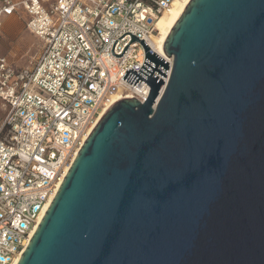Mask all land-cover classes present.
<instances>
[{"label": "water", "instance_id": "obj_1", "mask_svg": "<svg viewBox=\"0 0 264 264\" xmlns=\"http://www.w3.org/2000/svg\"><path fill=\"white\" fill-rule=\"evenodd\" d=\"M126 33L148 98L107 109L17 264H264V0H188L160 96Z\"/></svg>", "mask_w": 264, "mask_h": 264}, {"label": "built area", "instance_id": "obj_2", "mask_svg": "<svg viewBox=\"0 0 264 264\" xmlns=\"http://www.w3.org/2000/svg\"><path fill=\"white\" fill-rule=\"evenodd\" d=\"M173 1L0 0V40L5 19L23 13L42 43L23 67L0 54V264L18 263L109 96L148 98L149 84L122 78L128 68L139 72L146 57L126 32L169 62L163 88L169 82L174 57L152 38Z\"/></svg>", "mask_w": 264, "mask_h": 264}, {"label": "rangeland", "instance_id": "obj_3", "mask_svg": "<svg viewBox=\"0 0 264 264\" xmlns=\"http://www.w3.org/2000/svg\"><path fill=\"white\" fill-rule=\"evenodd\" d=\"M5 23L8 31L4 32L0 40V54L6 55L11 61L16 62L19 67L29 65L39 54L41 41L29 31L23 30L25 28L22 21L11 19L6 20ZM18 25H20L19 34L16 33L8 38L9 31L17 29Z\"/></svg>", "mask_w": 264, "mask_h": 264}, {"label": "bare ground", "instance_id": "obj_4", "mask_svg": "<svg viewBox=\"0 0 264 264\" xmlns=\"http://www.w3.org/2000/svg\"><path fill=\"white\" fill-rule=\"evenodd\" d=\"M188 0H174L172 5L170 6V8L168 10H166L158 19L157 21V25H156V29H157V34L154 35V37L152 38L155 45H157L158 51H160V53H162L163 51V40L167 34V32L169 31V29L171 28V26L173 25V23L175 22L177 16L179 15V13L181 12V10L183 9L185 3ZM164 88H162L159 96L161 95L162 91ZM125 97H131L129 95H125L122 91H117L112 93L109 96V99L106 101V103L103 105V108L99 114V116L96 117L95 122L88 127L87 132L84 134L83 136V143L86 141V139L88 138V136L90 135V133L93 131L94 127L96 126V124L98 123V121L101 119V117L104 115V113L107 111V109L116 101H118L121 98H125ZM82 143V144H83ZM82 146V145H81ZM80 146V148H81ZM80 148L77 150L76 155L78 154V152L80 151ZM75 155V157H76ZM75 159V158H74ZM74 161V160H73ZM71 166V165H70ZM70 166L67 167L65 174L63 176V178L61 179V181L59 182L58 186H57V190L55 192V194L53 195V199L56 195V193L58 192V189L60 187V185L62 184L65 176L67 175Z\"/></svg>", "mask_w": 264, "mask_h": 264}, {"label": "crops", "instance_id": "obj_5", "mask_svg": "<svg viewBox=\"0 0 264 264\" xmlns=\"http://www.w3.org/2000/svg\"><path fill=\"white\" fill-rule=\"evenodd\" d=\"M11 19H18V20H20V21H22L23 22V24H24V28L25 29H23V30H26V31H28L27 30V28H26V18H25V15L23 14V13H19V14H14V15H12V16H9V17H7L6 19H5V21H4V28H3V35H4V32L6 31H8V30H6V20H11ZM21 25V24H20ZM20 25H18L17 26V29H15V30H10L9 31V33H8V38H10V37H12L14 34H16V33H18L19 34V30H20ZM7 38V39H8ZM1 55H3V54H1ZM11 61V60H10ZM15 66H17L16 64V62H14V61H11ZM26 66V65H25ZM19 67V66H18ZM5 114H6V111H5V108H4V106H3V102L1 101V99H0V126H1V124H2V122H3V120H4V117H5Z\"/></svg>", "mask_w": 264, "mask_h": 264}, {"label": "snow or ice", "instance_id": "obj_6", "mask_svg": "<svg viewBox=\"0 0 264 264\" xmlns=\"http://www.w3.org/2000/svg\"><path fill=\"white\" fill-rule=\"evenodd\" d=\"M9 11H11V9H9Z\"/></svg>", "mask_w": 264, "mask_h": 264}]
</instances>
